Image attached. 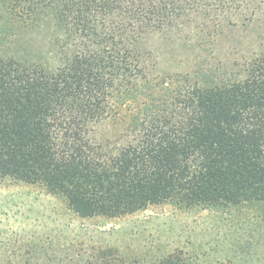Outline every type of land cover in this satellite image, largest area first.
I'll use <instances>...</instances> for the list:
<instances>
[{
	"label": "trees",
	"instance_id": "trees-1",
	"mask_svg": "<svg viewBox=\"0 0 264 264\" xmlns=\"http://www.w3.org/2000/svg\"><path fill=\"white\" fill-rule=\"evenodd\" d=\"M3 183L82 219L264 204V0H0ZM29 247L0 264H144Z\"/></svg>",
	"mask_w": 264,
	"mask_h": 264
},
{
	"label": "rangeland",
	"instance_id": "rangeland-1",
	"mask_svg": "<svg viewBox=\"0 0 264 264\" xmlns=\"http://www.w3.org/2000/svg\"><path fill=\"white\" fill-rule=\"evenodd\" d=\"M31 244L34 255L84 258L117 248L144 264L169 255L177 264H264V204L191 211L160 205L118 219H82L39 186L0 184V257L25 255Z\"/></svg>",
	"mask_w": 264,
	"mask_h": 264
}]
</instances>
